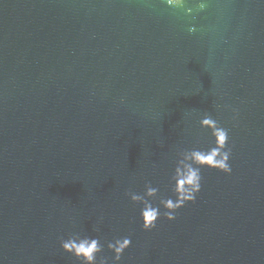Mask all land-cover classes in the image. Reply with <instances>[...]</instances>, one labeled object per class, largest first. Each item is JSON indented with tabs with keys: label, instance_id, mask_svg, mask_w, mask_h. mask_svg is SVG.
I'll return each instance as SVG.
<instances>
[{
	"label": "water",
	"instance_id": "obj_1",
	"mask_svg": "<svg viewBox=\"0 0 264 264\" xmlns=\"http://www.w3.org/2000/svg\"><path fill=\"white\" fill-rule=\"evenodd\" d=\"M207 2L0 0V264H79L75 232L109 264L125 236L119 264H264V0ZM205 114L232 174L203 168L196 202L145 231L127 193L173 196L177 149L214 143Z\"/></svg>",
	"mask_w": 264,
	"mask_h": 264
},
{
	"label": "clouds",
	"instance_id": "obj_2",
	"mask_svg": "<svg viewBox=\"0 0 264 264\" xmlns=\"http://www.w3.org/2000/svg\"><path fill=\"white\" fill-rule=\"evenodd\" d=\"M170 8H185L186 0H164ZM207 0H198L196 8L204 10L207 8ZM193 9L187 8L191 14ZM194 32L195 28H189ZM233 120H237L239 112L233 109ZM200 126L211 130L214 143L207 148L192 147L178 148L174 159V168L169 177V187L173 193L172 197H160V189L154 187L151 182L145 184V191L142 194L129 191L127 195L134 204L140 205V216L143 221V229L151 231L156 228L161 215L169 221H174L179 209L189 203H195L199 193L202 191V169L209 168L232 174L230 160L232 148L229 147V130L223 127L211 115L205 114L200 120ZM157 197L159 204L154 203ZM174 197V198H173ZM161 207L165 209L161 213ZM99 231V228L95 229ZM132 245L130 236L118 237L107 242V248L114 253L112 264H119L125 251ZM62 249L74 256L79 264H109L110 258L104 256V244L98 236L72 233L67 239H61Z\"/></svg>",
	"mask_w": 264,
	"mask_h": 264
}]
</instances>
